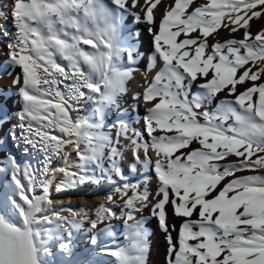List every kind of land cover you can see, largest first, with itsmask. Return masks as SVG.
<instances>
[{
	"label": "snow or ice",
	"instance_id": "6c2138e0",
	"mask_svg": "<svg viewBox=\"0 0 264 264\" xmlns=\"http://www.w3.org/2000/svg\"><path fill=\"white\" fill-rule=\"evenodd\" d=\"M0 16L11 18L7 56L21 70V108L0 143L40 156L6 155L0 264H95L70 259L74 240L88 232L98 246L114 237L115 220L127 243L100 252L148 264L144 210L165 233L166 264H264V29L251 31L264 0H13ZM128 17L147 25L148 70L162 62L133 96L150 105L142 130L122 116L105 123L142 56L139 34L121 33ZM221 29L243 38L220 41ZM89 103L91 114L73 115ZM11 120L0 102V129ZM129 150L136 182L121 164ZM86 184L114 187L94 210L53 199Z\"/></svg>",
	"mask_w": 264,
	"mask_h": 264
},
{
	"label": "bare ground",
	"instance_id": "6f19581e",
	"mask_svg": "<svg viewBox=\"0 0 264 264\" xmlns=\"http://www.w3.org/2000/svg\"><path fill=\"white\" fill-rule=\"evenodd\" d=\"M105 2L107 3L108 0H105ZM164 2H170V0H164ZM9 3L12 5L13 0H0V11L6 12V10L9 9L8 8ZM161 12H162V8L158 6L156 10L157 19H159ZM1 17L2 16H0V19ZM4 21L0 20V28L4 29L3 32L4 38L10 40L14 29L12 28V24L11 25L8 24L7 26L4 24ZM262 24L263 25L260 26H253L251 28V31L255 34L257 31L264 29V22ZM129 32L139 34V40L137 41V46L139 48V51L142 53V56L137 60L135 65H131L132 67H134L135 71L133 72L132 78L128 80L126 83L127 93L120 97V111L116 112L115 110H113L111 112H108L105 119V123L106 125L111 124L112 122L115 121L117 116H122L124 119L128 120L131 123L132 127L142 130L144 126L143 116L146 114L145 111L146 107L150 105H146L142 98L139 100H134L133 96L136 93L143 92L144 87L146 86V80L150 81L154 77L156 71H158L159 68L162 66V62L158 60L157 67L155 69H152L151 71L148 70L147 66H148L149 57L152 54V45H151V37L147 32V25L143 23L134 24L132 22V18L128 17L122 23L121 33L122 35L127 36ZM222 37H226V38L238 37L242 39L243 30H240L233 34L222 29L221 31H219V35L217 39H220ZM210 39L213 40L212 37H210ZM7 52H8L7 47L0 42V67H2V64H5L6 61H9ZM123 64L124 66H129L126 58L123 61ZM15 67H16L15 69L8 70L6 73L3 74L2 77H0V92L1 90L4 89V87H6L5 83L9 82L14 76L19 75L20 68L17 66ZM1 101L7 103L10 113L15 111L17 112L21 108L20 103H18V101L15 99H6L5 97H3L1 98ZM92 109H93V105L89 103L87 106H85L83 111L85 112V114H91ZM15 123H16V119L15 121H11L9 124L5 125L3 129H0V140H2L4 133L8 131L11 125ZM8 152H11L13 155H15L17 160L21 163L29 160L32 161L31 158H21L23 161H20V158H18V156L12 149L11 145L7 142L6 144L0 143V165L6 164L5 158ZM32 163L35 162L32 161ZM131 163H132L131 152L129 150L125 152L121 164L123 169L125 170V174L129 176L130 181L136 182L138 179L141 178V176L139 172L131 171L130 168ZM10 176H11L10 171H3L0 173V187L3 181L6 182V180L7 181L10 180ZM156 186H157L156 180L153 178V180L150 182L149 188L151 191H154ZM113 187L114 186L108 184H104L101 186L86 184L75 190H69L70 193L68 194L67 200L65 201V203L63 202V204L65 207L70 206L74 209H77L81 206H85L89 210H94L96 206L104 202L105 198L112 193ZM63 194L64 191L59 192L58 194L59 200H61ZM121 208H122V204H120L119 202L113 205V209L114 211L117 212L118 215L120 213ZM64 214L67 215V212H65ZM140 216L144 218L145 227L148 229L150 234L149 235L150 251L148 254V264H166L167 243L165 240V233L159 228L157 219L150 215L149 210H144L140 214ZM140 216H138V218H140ZM168 222L169 224L175 223L178 226L180 223V219L173 216L171 211L169 210ZM113 230L115 233L114 237L102 238V241L99 243L98 246L91 245L90 233L82 232L78 234V236L74 240L75 256L70 259L92 261L89 258H91L92 254L95 253L97 257L96 258L97 260L94 261L95 264H116L114 257L105 255L102 252H100V249L103 248L106 244H112L113 246L115 245L123 246L124 244L127 243V241L124 239V228L122 221L120 220L113 221ZM172 235L175 238L177 233L172 232Z\"/></svg>",
	"mask_w": 264,
	"mask_h": 264
},
{
	"label": "rangeland",
	"instance_id": "374dc122",
	"mask_svg": "<svg viewBox=\"0 0 264 264\" xmlns=\"http://www.w3.org/2000/svg\"><path fill=\"white\" fill-rule=\"evenodd\" d=\"M200 2H203V0H200ZM9 5V9H7L6 10V12H8V11H10V9H11V7H12V5L9 3L8 4ZM11 5V6H10ZM1 21H4V24L5 25H7L8 26V24L9 25H11L12 23H11V18L9 17L7 20L5 19V17L4 16H2L1 17V19H0ZM264 22V16H262L261 18H259V19H256V20H253L252 22H251V28L253 27V26H260V25H263L262 23ZM3 25V24H2ZM222 30V29H221ZM220 30V31H221ZM3 32H4V29H2V28H0V42L2 43V44H4L5 46L7 45V43L9 42V40H7L6 38H4V35H3ZM231 38H233V37H230V38H226V37H222V38H220L219 40L220 41H224L225 39H231ZM234 39H240V38H238V37H234ZM209 42L210 43H213V42H215L214 40H211L210 39V37H209ZM8 62V63H7ZM16 67L15 66H13L12 64H11V62L10 61H6V63L5 64H2V67H0V77H2L3 76V74L4 73H6L8 70H11V69H15ZM5 71V72H4ZM20 72H21V70H20ZM19 72V75L21 74ZM17 77V75L16 76H14L9 82H7V83H5L6 85V87H4V89L3 90H1V92H0V102H2L1 101V98H3V97H5L6 99H15V100H17L18 101V103H20L19 102V98H18V96L16 95V93L18 92V86H16V85H14L13 84V80H14V78H16ZM239 87V86H238ZM194 91H195V88L193 89ZM240 90H242V89H240ZM6 91V92H5ZM4 95V96H3ZM10 97V98H9ZM12 97V98H11ZM21 105V104H20ZM214 106V105H213ZM18 112V111H17ZM16 111L15 112H12V113H10L11 114V116H12V120L11 121H15V117H16V113H17ZM85 114V112L82 110L81 112H79V113H73V115L75 116V115H77V114H79V115H84ZM8 143L11 145V147H12V149L14 150V152L16 153V155L18 156V158H20V161H23L21 158H31L32 159V161H34L35 163H36V161H38L39 160V158H40V156H39V154H37V153H33L31 150H29V154L27 155V156H25L24 154H23V151H22V149H23V147H24V145H23V143L21 142L20 143V146L19 147H16V146H14L13 145V143H12V141L11 140H9L8 141ZM39 157V158H38ZM34 163V164H35ZM3 167H4V165L2 164V165H0V173L1 172H3ZM9 183H10V180H6V182L5 181H3V183H2V185H1V187H0V201H3L5 198H6V196H8V195H10L11 193H10V189H9ZM2 190V191H1ZM5 190V191H4ZM70 193V191L68 190V191H64V194H63V196L61 197V200H59L58 199V194L59 193H56L55 191H53V199L55 200V201H58V202H64L65 203V201L67 200V197H68V194ZM58 199V200H57ZM63 200V201H62ZM97 257H96V254L94 253V254H92V257L91 258H89L90 260H92V261H95V260H97L96 259Z\"/></svg>",
	"mask_w": 264,
	"mask_h": 264
}]
</instances>
